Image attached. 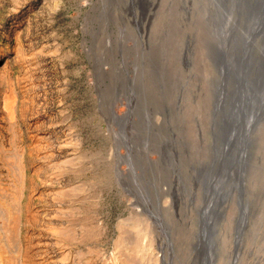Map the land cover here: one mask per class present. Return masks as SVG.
Returning a JSON list of instances; mask_svg holds the SVG:
<instances>
[{
  "label": "rangeland",
  "instance_id": "obj_1",
  "mask_svg": "<svg viewBox=\"0 0 264 264\" xmlns=\"http://www.w3.org/2000/svg\"><path fill=\"white\" fill-rule=\"evenodd\" d=\"M129 1L0 0V264H264V0Z\"/></svg>",
  "mask_w": 264,
  "mask_h": 264
},
{
  "label": "bare ground",
  "instance_id": "obj_2",
  "mask_svg": "<svg viewBox=\"0 0 264 264\" xmlns=\"http://www.w3.org/2000/svg\"><path fill=\"white\" fill-rule=\"evenodd\" d=\"M249 1L252 2L253 0H249ZM136 3H140V5H141V0H137V2H136V0L129 1V7L128 8H129L130 14L132 15L131 17H132L135 29L138 32H141L142 26H143V16L142 15H143L144 11L142 8L141 12H138L137 7H135ZM251 5L254 7L253 3H251ZM130 7H131V10H130ZM228 37H229V34H228ZM215 46H216V44L213 45V50H211V53H212V55H215L217 57L218 52H216L215 50H218V49H216L217 46L216 47ZM223 49H225V47H223ZM222 50L219 49L218 51L222 52ZM250 64H251V72L245 78L243 94H244V98H245L244 100H245L246 109H247L245 111V113L251 116V115L257 114L259 111H261L262 110L261 108L263 107V104H264V45H263L261 50H258V51L251 53ZM238 106L240 109L242 108V105L240 103L238 104ZM263 111H264V108H263ZM239 114L241 115L240 111H239ZM113 115H114V117L119 116V114H117L116 112H113ZM224 120H225V118H224ZM225 125H226V122H225ZM238 135H239V133H238ZM240 140L242 141V143L245 141L243 137ZM219 150H221V149L219 148ZM225 153H226V150H225ZM222 154H224V152H222ZM129 158H131V157L129 156ZM130 168H131L130 173H133L137 177V175H136L137 173L135 172L134 169H132V165ZM122 173H123L122 171H118V174L121 175ZM137 187L140 189V191L142 190L141 194L143 196H146V190L148 187L146 188L145 185H141V186L138 185ZM175 196H176V198H179L177 192H175ZM240 198H242L241 190L239 191L238 198H237V201H239L241 203L242 199H240ZM243 201H245V199ZM212 203L213 202H210V200L208 199L207 202L203 205L202 210L201 209L197 210V220L196 221L198 222L199 219H202V221L204 222V225H205V231L206 232H208L207 229H208V225H209L211 219H214L213 218L214 214L216 215V213H219V210L216 208V206H213ZM148 211H149V214L151 216V219L153 220L155 226L157 227V229L160 232L161 239L160 238L159 239L161 240V243L163 242V245H164L165 242L169 240V232L167 230V229H169V227H168L167 221L161 214H159L155 210L150 209ZM208 233L210 236L211 235L214 236L213 231L211 233L210 232H208ZM214 237H215V240L217 242L216 234ZM218 243H219V241H218Z\"/></svg>",
  "mask_w": 264,
  "mask_h": 264
}]
</instances>
